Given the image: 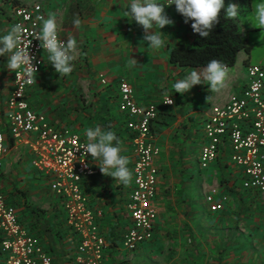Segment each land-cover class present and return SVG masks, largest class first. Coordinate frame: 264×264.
Returning <instances> with one entry per match:
<instances>
[{
	"label": "crops",
	"instance_id": "0c3cea01",
	"mask_svg": "<svg viewBox=\"0 0 264 264\" xmlns=\"http://www.w3.org/2000/svg\"><path fill=\"white\" fill-rule=\"evenodd\" d=\"M35 3L42 6L45 19L52 17L57 21L59 36L65 41L69 37L77 40L78 51L73 71L61 78L47 54H43V67L27 94V102L35 113L69 128L83 141L89 128L101 126L113 131L131 171L127 185L115 182L102 174L89 156L95 174L83 179L81 190L89 207L102 213L98 224L107 241L102 264H264V247H257L260 234L254 233L262 218L258 221L252 217L264 208V194L243 190L238 184L237 170V176L232 174L230 183L220 187L224 192L219 190L228 196L224 210L209 213L203 194L211 187H194L187 167L189 160L198 163L202 125L210 109L224 105L233 94L242 91L246 65L264 67L261 30L247 20L238 21L249 48L239 52L235 65L228 68V78L219 93H210L206 85H197L181 96L174 93V82L183 79L191 69L203 68H180L168 61L173 47L190 45L195 38L191 21L185 23L174 5L165 8L173 24L161 30L167 44L158 51L142 41L144 33L140 26L128 22L124 15L127 0H0V34H6L11 27L12 7ZM224 3L238 5L236 0ZM75 19L81 20L79 28L73 23ZM131 58L139 64L130 70L127 65ZM5 64L6 58L0 57V117L6 111V99L12 90V72L4 68ZM121 79L132 85L137 105L157 106V117L151 124L152 141L159 151L155 159L159 170L157 219L153 239L134 252L120 245L130 227L126 203L134 164L126 119L118 110L117 87ZM169 95L173 105L162 106L161 100ZM10 143L12 148L0 161V190L15 207L21 224L51 257V264H74L78 239L66 224L60 199L50 190L49 181L32 169L29 149L18 147L19 144L13 146L7 138L8 146ZM223 158L233 165L228 153L221 151L209 167L210 173L198 181H208ZM198 193L202 206L197 202Z\"/></svg>",
	"mask_w": 264,
	"mask_h": 264
},
{
	"label": "built area",
	"instance_id": "2783aa9c",
	"mask_svg": "<svg viewBox=\"0 0 264 264\" xmlns=\"http://www.w3.org/2000/svg\"><path fill=\"white\" fill-rule=\"evenodd\" d=\"M45 14L39 3L16 5L10 10L11 26L21 24V44L29 48L32 69L12 72V90L6 99V111L0 117V161L13 146L26 147L32 156L31 166L49 181L50 190L60 199L67 226L76 234L78 245L74 264H102L107 241L98 219L100 211L92 210L82 193L83 179L95 174L89 156L79 149L85 141L67 127L51 123L35 113L27 102V94L43 67L44 52L35 38ZM60 38L66 42L61 36ZM28 41L30 44L28 45ZM30 73V75H29ZM246 84L222 106H213L203 122V144L198 153L201 170L215 163L221 151L228 153L237 168L239 186L243 190L264 192V67L246 65ZM104 83V81H102ZM118 110L125 116L130 134L134 164L131 190L126 203L130 227L121 238V247L134 252L153 239L157 210L159 170L155 165L159 151L153 144L151 124L157 117V106L141 107L133 99V87L121 79L117 87ZM167 97L161 100L165 104ZM209 213L224 210L228 196L211 187L203 194ZM0 256L2 264H51V257L39 240L21 224L15 207L0 190Z\"/></svg>",
	"mask_w": 264,
	"mask_h": 264
},
{
	"label": "clouds",
	"instance_id": "9594fccd",
	"mask_svg": "<svg viewBox=\"0 0 264 264\" xmlns=\"http://www.w3.org/2000/svg\"><path fill=\"white\" fill-rule=\"evenodd\" d=\"M173 5L176 12L184 18L185 23L191 21L194 34L205 39L209 38L218 23L221 10H223L224 18L229 21L238 20L240 16V7L234 4L225 7L224 0H164V2L127 0L124 15L128 17L130 24L134 23L143 29L142 41L146 42L153 51L166 47L167 42L164 38L166 34L161 30L173 24L165 11L166 7ZM39 19L42 20V24L39 31L35 33V38L40 41V46L47 53V59L55 72L60 78L66 77L73 71L78 42L72 37L64 42L59 36V26L54 18L40 17ZM246 22L260 29L264 37V0H256ZM73 23L79 28L81 20L75 19ZM22 39L21 24H15L6 34H0V57L6 58L4 68L10 72L16 73L21 68L27 70L28 67L35 70L29 48L21 44ZM138 64L136 59L131 58L127 67L131 70ZM227 78L228 66L213 59L203 69H191L183 79L175 81L174 93L184 96L197 85H206L210 93H219L224 88ZM171 97L172 95L167 97L165 104H173ZM79 149L83 150L85 157L90 154L92 162L105 176L124 185L130 182L131 171L128 167V160L121 155L120 141L113 131L101 126L89 128L86 132V141Z\"/></svg>",
	"mask_w": 264,
	"mask_h": 264
},
{
	"label": "trees",
	"instance_id": "16d2710c",
	"mask_svg": "<svg viewBox=\"0 0 264 264\" xmlns=\"http://www.w3.org/2000/svg\"><path fill=\"white\" fill-rule=\"evenodd\" d=\"M240 7L239 18H245L251 13V0H236ZM15 5V3H14ZM228 4L225 3V7ZM249 44L244 40L238 20H226L223 10L220 19L213 28L209 38H201L195 34L190 45L173 47L168 54V61L171 65L180 68H204L207 63L217 59L226 64L228 68L235 65L237 55L247 50ZM10 143V146L11 147Z\"/></svg>",
	"mask_w": 264,
	"mask_h": 264
},
{
	"label": "rangeland",
	"instance_id": "374dc122",
	"mask_svg": "<svg viewBox=\"0 0 264 264\" xmlns=\"http://www.w3.org/2000/svg\"><path fill=\"white\" fill-rule=\"evenodd\" d=\"M253 1V8L255 6V3H256V0H252ZM250 14H248L245 18H239L238 21L239 22H243L244 20H247L248 16ZM239 24V23H238ZM241 26V25H240ZM243 26H245L243 24ZM241 29V28H240ZM161 103V102H160ZM197 151V150H196ZM192 156H190L191 158ZM221 162H219L217 165H216V170L214 171L215 174H213L212 176H210V178L208 179V181H198V179H201L202 176L204 175H208L211 171V168H207L205 170H201L199 167H198V163L195 161V160H189L188 163L187 161H185L188 165V170L190 171V175L193 176V180H194V187H218L219 190L221 189L220 187H225V183L226 185L230 183V177L233 175H235V177L237 176V168L233 165H230L228 164V160L226 158H223V159H220ZM227 165H226V164ZM214 164V163H213ZM229 170H231L232 173H228ZM236 181V180H235ZM240 183V179L238 181V184ZM227 187V186H226ZM198 191V190H197ZM222 192H224L223 190H220ZM199 192V191H198ZM264 194V192H263ZM197 202L200 206H202V203H200L201 201V195H199V193L197 194ZM202 209L203 208H200V211L202 212ZM260 212V213H259ZM253 218L255 217L256 220H258L259 218H262V222H260L259 220V227L256 226V231L254 233H257L258 232V235H259V239H258V242H260V245H258V242H257V247H264V208H260L259 211L252 216ZM257 223V221H254ZM261 237V239H260ZM256 243V241H255ZM142 246V245H140Z\"/></svg>",
	"mask_w": 264,
	"mask_h": 264
}]
</instances>
